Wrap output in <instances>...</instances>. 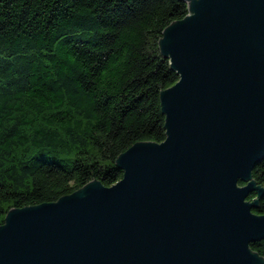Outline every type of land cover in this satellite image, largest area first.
<instances>
[{
    "label": "water",
    "instance_id": "95a60500",
    "mask_svg": "<svg viewBox=\"0 0 264 264\" xmlns=\"http://www.w3.org/2000/svg\"><path fill=\"white\" fill-rule=\"evenodd\" d=\"M182 1L160 40L179 76L160 95L165 141L121 154L111 187L9 211L0 264H264V0Z\"/></svg>",
    "mask_w": 264,
    "mask_h": 264
},
{
    "label": "trees",
    "instance_id": "16d2710c",
    "mask_svg": "<svg viewBox=\"0 0 264 264\" xmlns=\"http://www.w3.org/2000/svg\"><path fill=\"white\" fill-rule=\"evenodd\" d=\"M188 13L182 0H0V225L92 181L113 186L121 154L165 141L160 95L179 76L160 40ZM253 179L264 187V159ZM251 248L264 258V240Z\"/></svg>",
    "mask_w": 264,
    "mask_h": 264
}]
</instances>
